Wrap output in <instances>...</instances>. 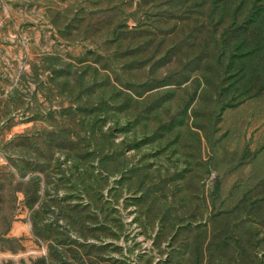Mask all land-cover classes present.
Instances as JSON below:
<instances>
[{
    "label": "rangeland",
    "instance_id": "rangeland-1",
    "mask_svg": "<svg viewBox=\"0 0 264 264\" xmlns=\"http://www.w3.org/2000/svg\"><path fill=\"white\" fill-rule=\"evenodd\" d=\"M264 264V0H0V264Z\"/></svg>",
    "mask_w": 264,
    "mask_h": 264
},
{
    "label": "trees",
    "instance_id": "trees-1",
    "mask_svg": "<svg viewBox=\"0 0 264 264\" xmlns=\"http://www.w3.org/2000/svg\"><path fill=\"white\" fill-rule=\"evenodd\" d=\"M31 234L36 239H40V240L43 239L52 244L50 246L46 245V247L48 248V252L46 256L44 255L41 256L40 258L34 259L28 264H70L69 263L70 259L68 257H65L64 260H60V257H58L55 254V247L58 244V242L56 240H53L54 242L48 240L49 239L48 231H43L42 229L36 227L35 225H32ZM52 245H54L55 247Z\"/></svg>",
    "mask_w": 264,
    "mask_h": 264
}]
</instances>
